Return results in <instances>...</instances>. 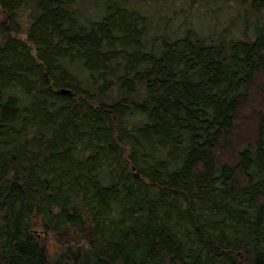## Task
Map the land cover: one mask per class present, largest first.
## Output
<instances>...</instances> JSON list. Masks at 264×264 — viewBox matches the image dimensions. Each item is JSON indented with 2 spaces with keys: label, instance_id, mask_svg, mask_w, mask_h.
I'll return each mask as SVG.
<instances>
[{
  "label": "trees",
  "instance_id": "obj_1",
  "mask_svg": "<svg viewBox=\"0 0 264 264\" xmlns=\"http://www.w3.org/2000/svg\"><path fill=\"white\" fill-rule=\"evenodd\" d=\"M191 1L0 0V264H264V0Z\"/></svg>",
  "mask_w": 264,
  "mask_h": 264
},
{
  "label": "rangeland",
  "instance_id": "obj_2",
  "mask_svg": "<svg viewBox=\"0 0 264 264\" xmlns=\"http://www.w3.org/2000/svg\"><path fill=\"white\" fill-rule=\"evenodd\" d=\"M178 4H179L180 9L184 10L185 12H189V13L191 12V15H193L194 17L197 16L196 12L200 11V8L202 7V3H195V2H193L191 0H180V2ZM97 7L98 6L95 3H90V2L89 3L86 2L85 5H84V9L85 8L87 9V12H86L87 14L89 12H91L94 15H96L97 11L99 10ZM211 8L213 10H211V9L210 10L213 11V12L210 13L209 17L208 16L206 17L205 15H203L201 13H199V14L202 15V16H205V18H206V20H205L206 21V27H208V23L207 22H211V23L214 22V23H217L219 25L218 28L220 30L223 27L228 26L232 22L231 18H234L233 17L234 14L231 13V12L235 10V12L237 13V11H236L237 9L233 5H231V6L228 5V6L222 7V5L219 6L217 4V5H215V8L213 6ZM27 14H28L27 10H22L21 11L20 21L23 23V27L25 29H27V27H28ZM5 16L6 15L2 11V8L0 6V20L5 19ZM233 32H236V29ZM18 35L20 37H22V38H26L27 37V34H26L25 31L19 33ZM49 244H50L51 252H52L53 251V247L56 248V245H55V243H49Z\"/></svg>",
  "mask_w": 264,
  "mask_h": 264
},
{
  "label": "water",
  "instance_id": "obj_3",
  "mask_svg": "<svg viewBox=\"0 0 264 264\" xmlns=\"http://www.w3.org/2000/svg\"><path fill=\"white\" fill-rule=\"evenodd\" d=\"M62 92H63V93L68 92V93H69V92H71V91H70V90H66V89H62Z\"/></svg>",
  "mask_w": 264,
  "mask_h": 264
}]
</instances>
